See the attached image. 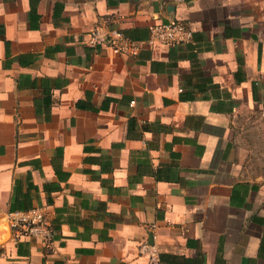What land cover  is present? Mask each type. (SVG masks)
Here are the masks:
<instances>
[{
    "label": "crops",
    "instance_id": "1",
    "mask_svg": "<svg viewBox=\"0 0 264 264\" xmlns=\"http://www.w3.org/2000/svg\"><path fill=\"white\" fill-rule=\"evenodd\" d=\"M185 45L114 54L97 24ZM0 264H264V0H0Z\"/></svg>",
    "mask_w": 264,
    "mask_h": 264
},
{
    "label": "built area",
    "instance_id": "2",
    "mask_svg": "<svg viewBox=\"0 0 264 264\" xmlns=\"http://www.w3.org/2000/svg\"><path fill=\"white\" fill-rule=\"evenodd\" d=\"M190 32L181 24L168 22L155 24L148 28L144 40H130L119 30L109 29L104 24H97L86 34L83 45L90 49L107 48L114 54H135L154 46H172L190 41ZM14 236L25 235L47 243L51 236L48 221L40 208L26 211L0 213ZM138 253L147 259L148 264H159L157 249L146 241L137 249Z\"/></svg>",
    "mask_w": 264,
    "mask_h": 264
},
{
    "label": "trees",
    "instance_id": "3",
    "mask_svg": "<svg viewBox=\"0 0 264 264\" xmlns=\"http://www.w3.org/2000/svg\"><path fill=\"white\" fill-rule=\"evenodd\" d=\"M120 32H121V31H120ZM121 33H122V32H121ZM122 34L124 35V33H122ZM124 36H125L126 38L130 39V40H134V39H131V38L127 37L126 35H124ZM190 39H191V38H190ZM189 43H190V41L187 42V43H184V44H178V45H185L186 48L190 50ZM49 227H50V229H51V236H52V228H51L50 224H49ZM51 236H50V238H51ZM158 259H159V255H158ZM159 263H160V259H159Z\"/></svg>",
    "mask_w": 264,
    "mask_h": 264
}]
</instances>
